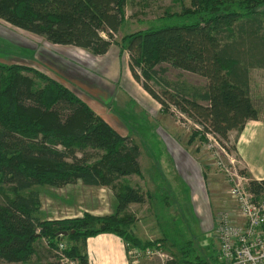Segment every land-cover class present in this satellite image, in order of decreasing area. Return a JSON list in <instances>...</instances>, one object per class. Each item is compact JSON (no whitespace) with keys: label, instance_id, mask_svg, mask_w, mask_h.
Here are the masks:
<instances>
[{"label":"trees","instance_id":"trees-1","mask_svg":"<svg viewBox=\"0 0 264 264\" xmlns=\"http://www.w3.org/2000/svg\"><path fill=\"white\" fill-rule=\"evenodd\" d=\"M189 1L180 14L167 16L165 24L126 37L129 69L163 111L174 108L223 143L230 132L260 120L249 85L251 69L264 68V0ZM127 4L0 0V19L48 43L104 56L125 23ZM164 64L207 83L203 89L175 87L159 79L166 74ZM154 79L165 89L155 90L150 84ZM90 150L98 156L91 157ZM140 156L131 137L121 135L64 84L33 69L0 64V261L26 264L36 255L40 239L52 248L68 239L74 242L70 249L56 251V259L47 264H64V256L75 259L74 264H89L87 240L105 233L132 247L155 248L159 243L161 248L160 241L144 243L130 231L135 219L126 212L148 195L130 184L118 185L123 178L142 176ZM79 181L116 189L114 214L62 220L37 216L41 198L35 187L63 188ZM249 186L257 195L264 192V180ZM64 232L68 235L59 236Z\"/></svg>","mask_w":264,"mask_h":264},{"label":"rangeland","instance_id":"rangeland-1","mask_svg":"<svg viewBox=\"0 0 264 264\" xmlns=\"http://www.w3.org/2000/svg\"><path fill=\"white\" fill-rule=\"evenodd\" d=\"M189 6V0H128L125 23L106 56H97L70 46H53L54 44L48 43L44 38L15 28L0 19V64L33 69L64 84L116 131L131 137L139 146L143 176L132 175L123 178L118 185L130 184L143 193H148L144 204H133L130 207L128 213L134 216L135 221L133 229H129L131 232H146V235L154 238L153 241H160L161 248L158 243L154 256L141 257L134 255L137 247H132L128 242L127 249L133 263L150 259L147 264H168L170 261L185 264V257L191 261L187 264L197 263L199 260L208 264L217 263L219 242L216 232V238L215 235L211 236L210 241L203 237L201 225L192 211L191 190L181 186L179 178L176 180L173 177L170 171H175L173 165L167 168L166 164L170 161V165L172 163L171 156H167L168 150L185 154L190 152L195 157L198 172L202 176H209V181L205 183L206 190L209 191L207 194L210 193L211 197L217 196L228 203L220 209L213 207L216 210L215 215L234 207L229 195L231 186L225 173L218 169L214 157V153L218 151L224 158L222 151L215 147L210 149L206 135L179 111L174 108L163 111L162 106L138 85L129 69L126 37L157 28L166 23L167 16L180 14L184 7ZM161 67L167 71L166 74L160 73L159 79H164L175 87L203 89L207 83L199 75L175 69L168 64ZM24 74L33 76L28 72ZM258 82H264V77ZM150 84L159 92L165 89L158 80L154 79ZM255 102L264 112V95H258ZM259 128L260 125L250 123L249 134L257 133L255 129ZM244 131L245 129L232 131L229 140L221 144L237 160L238 170L248 177L249 182L258 181V178H264V172L252 166L250 162L248 166L244 154L241 155L238 151V143ZM98 154L89 151L91 157L95 158ZM35 189L40 193L41 206L37 216L42 220L83 218L86 214L103 217L116 211V189L88 187L80 181L63 188L37 186ZM154 211H157L159 223L149 221V218L154 216ZM122 231L126 230L123 228ZM72 244L74 242L66 239L59 242L58 247L52 248L48 240L40 239L36 244V255L26 264H47L56 259L55 253L60 251V245L70 249ZM206 247L212 248L215 255L207 254ZM72 260L69 259L66 264H73ZM0 264L10 263L0 261Z\"/></svg>","mask_w":264,"mask_h":264},{"label":"crops","instance_id":"crops-1","mask_svg":"<svg viewBox=\"0 0 264 264\" xmlns=\"http://www.w3.org/2000/svg\"><path fill=\"white\" fill-rule=\"evenodd\" d=\"M53 46L60 47V48L69 47V46H60V45H53ZM263 77H264V68L255 67L251 69L249 87H250L251 97L255 104H256L255 100L258 97V95H262V96L264 95V87H263L264 82H261V83L258 82L260 80H263ZM138 85L140 84L138 83ZM256 105L260 111V120L247 122L244 128L245 131L241 135L239 143H238V151H240L241 155L244 154L243 156L248 166L250 162L252 166L264 172V116L262 117V114L264 112L261 108H259L258 104ZM250 123L260 125L259 129H255L257 133L255 132L253 135L251 133L249 134V124ZM257 135L259 137H257ZM229 137H230V134H229ZM168 152L169 153L167 154V156L169 155L171 156L170 159L172 160V163L170 165L171 161L168 158L170 162L169 164H166L167 168H171V166L173 165L175 168V171L173 169H170V171L173 173V177L176 180L177 178H179L181 186L187 187L191 190L192 197L190 199L191 200L190 203L192 206L193 214L195 215L197 222L201 225L200 229H201L203 237L205 238V240L208 239L210 241L212 239L211 236L215 235L214 232L216 229V219L218 215V213L215 215L216 210L214 209L216 207L217 208L219 207V209L222 207H225L228 205V203L218 198L217 196L212 195L211 197L210 193L207 194V192L209 191L206 190L205 183L209 181L208 180L209 176L207 174L202 176V174L198 172L199 167L197 166V162L194 160L195 157H193L190 154V152L186 154L183 152H176L174 150H170V151L168 150ZM141 172L143 176V166L142 165H141ZM142 176H139V177H142ZM257 180L263 181L264 178H258ZM142 204H134V205L140 206ZM114 205L115 207L117 206V200L115 201ZM132 205L133 204L129 206L126 212L127 214H129L128 212ZM157 215H158L157 211H154V216H151L149 218V221L150 222L152 221L153 223H155V221L158 222L159 219L157 218ZM131 229H133V226ZM133 234L140 241L144 243L151 242L154 239L146 235V232L142 233V232H139L138 230L137 231L133 230ZM215 238H216V235H215ZM209 247H210V244H209ZM209 247H206L205 252L206 253L208 252L207 254L212 253L215 255V253H213L212 251V248H209ZM84 250H85L84 252H86V254L88 255L89 264H147L146 262L150 260V259H145L146 261L145 260L143 261L142 259L140 263L139 262L133 263L129 255L126 242L121 237H118L115 234H110V233L100 234L98 236L89 238L87 240V246Z\"/></svg>","mask_w":264,"mask_h":264},{"label":"built area","instance_id":"built-area-1","mask_svg":"<svg viewBox=\"0 0 264 264\" xmlns=\"http://www.w3.org/2000/svg\"><path fill=\"white\" fill-rule=\"evenodd\" d=\"M197 126V125H196ZM198 130H201L197 126ZM209 148H218L214 157L220 171L225 173L230 184L229 195L234 207L218 213L216 219V235L219 242L217 263L215 264H264V192L255 194L250 189V182L237 166V160L226 151L212 134H205ZM260 182V181H259ZM60 251L65 245H60ZM155 248H135L134 255L154 256ZM63 263L69 262L64 256ZM74 264V262H72Z\"/></svg>","mask_w":264,"mask_h":264},{"label":"water","instance_id":"water-1","mask_svg":"<svg viewBox=\"0 0 264 264\" xmlns=\"http://www.w3.org/2000/svg\"><path fill=\"white\" fill-rule=\"evenodd\" d=\"M68 233L67 232H64V233H59V236H67Z\"/></svg>","mask_w":264,"mask_h":264}]
</instances>
